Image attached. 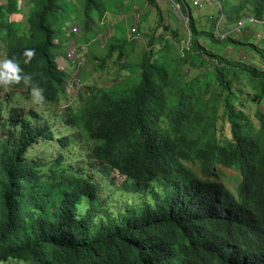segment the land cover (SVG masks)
Masks as SVG:
<instances>
[{
    "label": "trees",
    "instance_id": "16d2710c",
    "mask_svg": "<svg viewBox=\"0 0 264 264\" xmlns=\"http://www.w3.org/2000/svg\"><path fill=\"white\" fill-rule=\"evenodd\" d=\"M154 1L28 0L25 21L13 22L8 16L22 12L8 0L0 4V45L54 108L67 97V72L52 50L68 15L81 24L82 43L95 34L94 16L127 15L114 24L120 39L107 47L104 66L133 50L126 31L139 34L148 17L128 14ZM172 1L189 18L190 37L164 25L165 32L147 36L131 87H84L77 107L71 101L63 117L78 136L57 137L41 116L0 121V264H264V109H258L264 108V47L232 32L235 24L236 33L254 24L251 17L263 24L264 0H212L219 13H209L205 24L204 5ZM26 48L36 55L25 65ZM250 52L259 67L246 61ZM7 87L31 93L23 83ZM226 125L231 137L221 139ZM42 142L75 147L81 165L68 162L74 153L29 159ZM221 168L239 175L226 177ZM110 172L123 177L110 196L131 198L116 210L95 180ZM237 179L231 188L228 182Z\"/></svg>",
    "mask_w": 264,
    "mask_h": 264
},
{
    "label": "rangeland",
    "instance_id": "374dc122",
    "mask_svg": "<svg viewBox=\"0 0 264 264\" xmlns=\"http://www.w3.org/2000/svg\"><path fill=\"white\" fill-rule=\"evenodd\" d=\"M8 0H0L1 5H6ZM67 2L78 5V0H66ZM202 2V1H201ZM15 4L20 9V13L17 15H9V21L13 22H23L26 19L25 14L27 13L28 8V0H15ZM204 7L201 4L198 7L200 8L201 22L203 24L207 23L208 14L219 13V5L217 3H213L211 1H203ZM68 8V6H65ZM132 9L128 16L143 19L144 17H148L142 23L141 30L139 34L133 35V27H129V30L126 31V38H128L129 42H134L132 45L133 50H129L128 55L122 61H118L116 58H112L105 61V65L101 66L103 59L107 56V47L112 44H117L116 40L120 39L118 36V32L114 27V24L124 20L127 15L120 14L113 16L108 13L103 18H99L98 16L93 17V21L91 23L92 31L95 34H92V39L89 42H78L84 38V33L82 32V26L76 20V17L73 14H69L66 20L65 27L63 31L61 30L57 38L55 40V47L52 52L57 55L58 54V66L60 69L67 72V97L63 98L59 106L52 108L51 105L46 106L44 103L37 104L33 102L31 93L29 96L25 95L24 88H9L7 86H0V121L6 120L8 118H12L13 120L18 119L19 115L26 114L30 115L32 118H37L41 116L42 119L40 123H43L45 118H47L51 125L54 128L55 134L57 137L63 138L65 136H76V130L73 127L66 126L63 117L65 114V108L70 104L71 101L74 100V108L79 104L78 93L86 86H93L96 88H107L110 90H114V87H120L124 84H128L124 87V90H127L129 87L133 85L132 83V75L133 71H135V65H137L141 52L143 51L146 42L148 41V37H150L153 33L157 35L161 34L164 31V25L170 27L171 30H180L181 37H190L188 22L189 18H185L181 13L180 9L177 7V3L172 0H155L154 5L150 6V4H139L136 9ZM69 8L66 9L65 12H68ZM198 12V13H199ZM199 13V14H200ZM201 15V14H200ZM264 20V18H262ZM162 21V22H161ZM220 22L217 23L219 28ZM103 27V28H99ZM236 24L232 28L233 35L237 38H241L243 42L246 43H256L264 47V23L263 24H249L242 29L241 33H236L234 28ZM132 29V30H131ZM56 30H58L56 28ZM219 31V29H218ZM64 32V33H63ZM69 32L74 35L69 36ZM132 35V36H130ZM148 36V37H147ZM114 37H116L114 39ZM66 38V39H65ZM240 39V40H241ZM189 42V40H188ZM188 42L183 41L181 45H186ZM160 43L155 42V48H160ZM127 51V48H126ZM132 51V52H131ZM132 53V54H131ZM4 47L0 45V58H4ZM115 55L114 57H116ZM246 57L247 62H251L255 67H259V61L257 54L247 53L244 55ZM128 66L125 70L124 67ZM130 77V78H129ZM251 110L255 108L253 105L248 102L247 103ZM258 109H264L263 107H258ZM55 110V111H54ZM53 111V112H52ZM47 113H50V118L47 117ZM6 134V131L1 133V136ZM223 139L224 137H231L229 126L226 125L225 130L222 132H218V137ZM83 140V139H82ZM68 153L69 155L76 154L75 159H70L68 162L77 165L75 162H82L83 157L77 156L76 148L70 147L69 149L62 148H53L51 145L40 143L35 146L31 152L29 153V159H47L51 160V158L57 157L59 153ZM81 165V163H79ZM78 165V166H79ZM220 168V167H219ZM224 176H234L239 175V173L232 169L221 168ZM97 173L95 174V180L98 182L100 186V196L102 198H107L105 204L112 205L114 210L117 209L118 206H124L126 203H129L131 200L130 196L127 194H121L119 192L114 193V196H110V192L112 188L119 186L123 182V177L119 174V172H110L108 175ZM226 180V178H225ZM114 181L115 184L111 183ZM110 183L112 185H110ZM238 183L237 180H233L231 183L228 182L231 188H234ZM158 187V186H157ZM160 189V188H158ZM153 195L148 193L146 195L147 200L154 205ZM5 264H25L24 262H14L10 261Z\"/></svg>",
    "mask_w": 264,
    "mask_h": 264
},
{
    "label": "clouds",
    "instance_id": "9594fccd",
    "mask_svg": "<svg viewBox=\"0 0 264 264\" xmlns=\"http://www.w3.org/2000/svg\"><path fill=\"white\" fill-rule=\"evenodd\" d=\"M259 22L261 21L259 20ZM69 34H71V32H69ZM35 55H36V50L34 48L24 49L22 52L23 63L25 65L30 63V61ZM58 59L59 57L57 54V58H56L57 62ZM20 83H23L24 86L30 88L31 96L34 103L41 104L44 102L45 97L43 95L42 90L34 84L32 75L24 72V70L21 67L20 61L15 56L0 58V86H11ZM103 89H107V88H103ZM68 126L73 127V129L76 130V136H78V132H79L78 129L72 125H68Z\"/></svg>",
    "mask_w": 264,
    "mask_h": 264
},
{
    "label": "built area",
    "instance_id": "2783aa9c",
    "mask_svg": "<svg viewBox=\"0 0 264 264\" xmlns=\"http://www.w3.org/2000/svg\"><path fill=\"white\" fill-rule=\"evenodd\" d=\"M193 1H194V4H195L196 6H199L200 4H201V6H202V5H203V1H211V0H193ZM201 1H202V2H201ZM177 7H178L179 9H181V8H180V5H178V4H177ZM248 21L251 22V23H258V22H259L258 19L253 18V17L249 18ZM245 22H246V21L239 22V23H238V27H237L235 30L238 31V32H240V29L244 26ZM134 31H135V30L133 29V32H134Z\"/></svg>",
    "mask_w": 264,
    "mask_h": 264
}]
</instances>
